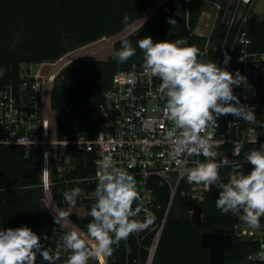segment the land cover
Masks as SVG:
<instances>
[{"label": "built area", "instance_id": "2783aa9c", "mask_svg": "<svg viewBox=\"0 0 264 264\" xmlns=\"http://www.w3.org/2000/svg\"><path fill=\"white\" fill-rule=\"evenodd\" d=\"M203 1L206 9L201 16L207 15L205 29L201 33L196 29L194 31L206 38L202 47L206 53L203 59L216 60L222 65L223 53L227 51L231 57L227 68L233 73L239 70L246 75L249 84L248 88L235 86L233 91L241 103L257 113L260 89L264 84V51L252 50L253 40L249 29L258 0H248L247 3L244 0ZM219 24L226 27V34L221 46L215 48L213 34ZM61 58L23 63L27 67L23 69L21 65L20 80L10 81L0 88V146H18L25 150L26 155L32 152L37 154V187L42 194L43 207L52 219L49 235L54 244L52 253L60 255L57 264H66L70 253L64 251L62 237L73 228L83 233L90 246L94 244L87 233V225L92 219L88 213L95 202L96 173L103 155L111 154L125 168L131 163L133 166L127 170L134 175L142 197L141 211L133 219L143 221L151 217L154 222L147 229L131 234L125 241L126 263L153 264L166 223L176 210L177 199H187L190 217L194 204L203 206L211 186L189 184L186 173L194 166V160L204 158L175 155L176 146L167 136L172 125L165 115L166 101L156 91L160 81L156 78L148 81L142 67L120 71L113 76L112 85L105 91L101 106L104 130L96 136L75 131L60 137L57 126L55 130L52 126V116L56 114L52 107V90L60 72L71 63L60 62ZM33 69H36L34 73ZM133 73L137 78L135 84L127 82ZM251 74H254L253 85ZM252 86L255 89L254 98L250 93ZM218 125V128L206 131H211L213 139L221 141L217 151L224 153L229 146L234 163H247L244 153L249 150L248 145L260 147L264 143L254 124L237 120L231 114L220 117ZM253 135L257 136L255 144L248 142ZM17 141L22 142L18 144ZM237 148L240 149L239 155L234 154ZM45 152L49 153L47 165L44 162ZM45 167L46 171L43 170ZM45 178L48 188L44 187ZM159 182L169 189V199L165 205L157 197ZM77 186L83 189V193L77 200L76 208L60 224L55 223L54 217L61 211L70 210L63 197L64 191ZM234 229L239 238L259 242L256 257L264 263V259L260 258L264 252V223L257 230L247 224H236ZM41 259L37 254L38 264ZM89 264H101V261L92 259Z\"/></svg>", "mask_w": 264, "mask_h": 264}, {"label": "trees", "instance_id": "16d2710c", "mask_svg": "<svg viewBox=\"0 0 264 264\" xmlns=\"http://www.w3.org/2000/svg\"><path fill=\"white\" fill-rule=\"evenodd\" d=\"M156 1L0 0V69H4L0 88L10 81L20 80L23 63L55 61L78 48L113 37L142 18ZM204 9L203 0H165L143 24L115 43L114 52L121 50L125 39L137 48L136 55L127 62L118 64L112 55L106 60L81 59L67 65L52 90L58 135L63 137L78 131L96 136L105 129L101 113L103 95L111 87L116 73L142 67L139 39L145 36H151L154 41L184 38L190 46L202 50L206 38L194 31ZM125 15L129 17L127 23L123 22ZM169 18L177 23L171 25ZM225 34L226 27L219 24L213 34L215 48L221 46ZM249 35L253 40L252 50L264 51V19L251 22ZM258 103L257 120L264 121V84ZM254 127L264 140V128L255 124ZM247 148L251 151L259 147L248 145ZM222 154L233 159L229 146ZM239 165L245 172L252 168L247 163ZM220 171L226 176L231 167ZM38 183L39 159L35 152L26 155L21 147L0 146V227L27 224L37 234L48 236V240L42 242L52 250L54 244L49 235L52 219L43 208ZM157 197L163 205L169 199V189L163 182H159ZM217 198L218 189L211 186L200 222L191 221L187 199H177L176 210L166 223L153 264H211L209 251L201 247V234L219 227L231 230L234 237L223 264H264L256 257L259 242L236 235L234 226L246 223L232 214L222 215L215 206ZM125 248L126 242L121 241L108 258L109 264H127Z\"/></svg>", "mask_w": 264, "mask_h": 264}, {"label": "clouds", "instance_id": "9594fccd", "mask_svg": "<svg viewBox=\"0 0 264 264\" xmlns=\"http://www.w3.org/2000/svg\"><path fill=\"white\" fill-rule=\"evenodd\" d=\"M128 20L125 15L123 22ZM168 22L171 25L177 23L173 18ZM137 45L143 56V75L148 81L153 78L160 81L156 91L166 101L165 115L172 125L167 136L176 146L175 155L204 158L194 160V166L186 173L187 182L215 186L218 189L215 206L222 215L232 214L251 229H260L261 218H264V143L244 153L247 164L252 165L251 170L245 172L241 165L217 151L221 141L213 139V133L206 131L218 128V119L227 114L264 128V121L257 120L255 110L241 103L233 91L235 86L249 87L246 75L227 68L231 60L227 51L223 53L221 65L216 60L203 59L205 51L190 46L184 38L154 41L151 36H145L137 41ZM136 52L137 48L125 39L121 50L113 53V58L122 64ZM136 79L133 73L127 82L135 84ZM256 140L257 136L253 135L248 142L255 144ZM21 142L17 141L18 144ZM239 153L237 148L234 154ZM48 156L45 152V165ZM132 166L130 163L127 168ZM229 166L231 171L222 176L220 170ZM127 168L111 154L103 155L99 161L95 202L88 213L92 219L87 225L88 236L94 244L90 246L76 228L66 232L62 237L63 249L70 253L66 264H89L92 259L108 264V258L113 256L121 241H127L131 234L147 229L154 222L151 217L143 221L133 219L141 211L142 197L134 175ZM44 187H49L47 178ZM82 193L79 186L64 191L63 197L70 210L61 211L54 217L55 223L60 224L71 215ZM47 240L45 233L37 234L27 224L0 227V264H37V254L42 258L40 264H57L60 255L44 246L42 241ZM260 258L264 259V252Z\"/></svg>", "mask_w": 264, "mask_h": 264}, {"label": "water", "instance_id": "95a60500", "mask_svg": "<svg viewBox=\"0 0 264 264\" xmlns=\"http://www.w3.org/2000/svg\"><path fill=\"white\" fill-rule=\"evenodd\" d=\"M165 1V0H164ZM160 6V5H159ZM114 53V46L93 54L90 60H106ZM254 68V66H253ZM251 83L254 84V74H251ZM262 83V78H260ZM254 86L251 87V98H254ZM56 114L52 116L53 130L56 127ZM203 217V206L194 204L191 221L200 222ZM234 237L231 230L216 228L213 231H205L201 234V247L209 251V261L211 264H223L226 260V251L233 245Z\"/></svg>", "mask_w": 264, "mask_h": 264}, {"label": "rangeland", "instance_id": "374dc122", "mask_svg": "<svg viewBox=\"0 0 264 264\" xmlns=\"http://www.w3.org/2000/svg\"><path fill=\"white\" fill-rule=\"evenodd\" d=\"M164 1L163 0H157L136 22H134L132 25L127 27L125 30L121 31L120 33L116 34L113 37H107L101 41L93 42L89 45H86L84 47L78 48L75 50L74 53L67 54L63 58H61L60 62H72L75 60H81V59H90L91 56L99 51L105 50L107 48L113 47L115 43L124 37L128 36L130 33H132L135 29H137L141 24H143L152 14L153 12L158 8L159 5H161ZM206 14L200 16L199 23L196 27V31L198 33L204 32L205 29V23L207 21ZM252 18L254 20H263L264 19V0H258L255 9L252 15ZM212 22V20H211ZM27 67V64H23L22 68L25 69ZM36 69H33L32 73H34ZM3 69H0V75L3 74ZM262 88V87H261ZM44 208V207H43ZM45 209V208H44ZM177 215V213L175 214Z\"/></svg>", "mask_w": 264, "mask_h": 264}, {"label": "bare ground", "instance_id": "6f19581e", "mask_svg": "<svg viewBox=\"0 0 264 264\" xmlns=\"http://www.w3.org/2000/svg\"><path fill=\"white\" fill-rule=\"evenodd\" d=\"M163 1H164V0H163ZM74 52H75V50H74ZM74 52H70L69 54L74 53Z\"/></svg>", "mask_w": 264, "mask_h": 264}]
</instances>
